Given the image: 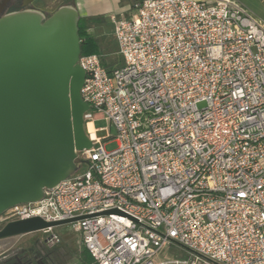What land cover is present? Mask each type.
Listing matches in <instances>:
<instances>
[{"label":"built area","instance_id":"1","mask_svg":"<svg viewBox=\"0 0 264 264\" xmlns=\"http://www.w3.org/2000/svg\"><path fill=\"white\" fill-rule=\"evenodd\" d=\"M108 20L120 61L78 64L84 127L104 119L116 148L85 132L86 170L4 223L82 218L68 225L92 264H264V23L236 0H139ZM169 246L187 256L156 261Z\"/></svg>","mask_w":264,"mask_h":264},{"label":"water","instance_id":"2","mask_svg":"<svg viewBox=\"0 0 264 264\" xmlns=\"http://www.w3.org/2000/svg\"><path fill=\"white\" fill-rule=\"evenodd\" d=\"M33 1L24 0L23 7ZM5 4L0 3V216L40 201L45 189L77 172V152L92 147L83 120L89 107L80 96L77 9L66 5L49 16L31 9L2 15ZM80 219L9 222L0 240Z\"/></svg>","mask_w":264,"mask_h":264},{"label":"rangeland","instance_id":"3","mask_svg":"<svg viewBox=\"0 0 264 264\" xmlns=\"http://www.w3.org/2000/svg\"><path fill=\"white\" fill-rule=\"evenodd\" d=\"M33 9L46 16L51 15L58 8L66 5H73L76 9L80 5L82 0H34ZM121 0H88V5L92 6L99 11L105 17L110 15H116L122 13L125 10L121 4L118 3ZM127 4L130 2L127 0ZM122 1V2H123ZM133 1V0H130ZM130 8V7H129ZM264 11V9H262ZM78 11V10H77ZM104 16H100L104 22L98 25H88L87 33L96 40L99 49V54L102 56V60L108 67H112L116 62H119V56L117 55L115 41L112 32V25L109 20ZM260 20V19H259ZM264 23V21L260 20ZM92 126L94 129H99L98 137H106L107 140L103 141L105 145V151L109 152L116 148V144L113 142L115 136L114 128L110 127L108 122L101 118H95L92 120ZM86 126V125H85ZM86 130V127H84ZM86 170V166L82 164L78 173ZM4 216H0V225L6 224L3 221ZM54 232L59 236L60 243L53 248L55 250L56 257L60 259L59 264H81V260L84 258L83 246L79 234L70 229L69 225L59 226L54 228ZM43 239V234L32 233L23 236L13 237L5 240H0V255L11 252L26 250L35 248L37 244H40ZM187 256L185 250L177 246H169L163 250L162 255L156 258V261L170 262L175 259H184Z\"/></svg>","mask_w":264,"mask_h":264},{"label":"flooded vegetation","instance_id":"4","mask_svg":"<svg viewBox=\"0 0 264 264\" xmlns=\"http://www.w3.org/2000/svg\"><path fill=\"white\" fill-rule=\"evenodd\" d=\"M6 1L3 9L4 14L18 12L25 9H33V1L28 7H23L24 0H1ZM46 16V15H45ZM5 224L0 225V230ZM39 233V232H37ZM55 250L48 248L43 236L42 242L28 251L21 250L0 255V264H59L60 259L56 257Z\"/></svg>","mask_w":264,"mask_h":264},{"label":"crops","instance_id":"5","mask_svg":"<svg viewBox=\"0 0 264 264\" xmlns=\"http://www.w3.org/2000/svg\"><path fill=\"white\" fill-rule=\"evenodd\" d=\"M122 1L123 0H121L118 4L119 5L121 4L123 7H125V10L122 11V13L120 14H129L134 4L138 2L139 0H133V1L127 0L130 2L129 4H127L126 1H123V2ZM236 1H238L242 6H244L246 10L250 12L253 16H255L257 19L264 21V11L262 10L264 9V0H236ZM87 3H88V0H82L80 5L78 6L77 10L81 18H85V19L86 18H99L100 16H104L101 11H99L98 9L92 6H89ZM108 18L109 16L105 17V19L107 20ZM103 22L104 21L102 20L101 23ZM95 25H98V24H95ZM115 46H116V42H115Z\"/></svg>","mask_w":264,"mask_h":264},{"label":"trees","instance_id":"6","mask_svg":"<svg viewBox=\"0 0 264 264\" xmlns=\"http://www.w3.org/2000/svg\"><path fill=\"white\" fill-rule=\"evenodd\" d=\"M101 18H81L78 21V35L80 38L81 53L80 56L99 54L97 42L88 33V25L100 24ZM84 258L80 261L81 264H92L90 254L83 249Z\"/></svg>","mask_w":264,"mask_h":264},{"label":"bare ground","instance_id":"7","mask_svg":"<svg viewBox=\"0 0 264 264\" xmlns=\"http://www.w3.org/2000/svg\"><path fill=\"white\" fill-rule=\"evenodd\" d=\"M85 127V132L90 136L91 140L96 141L99 139V137L97 136L99 131L94 129L91 123H88Z\"/></svg>","mask_w":264,"mask_h":264}]
</instances>
